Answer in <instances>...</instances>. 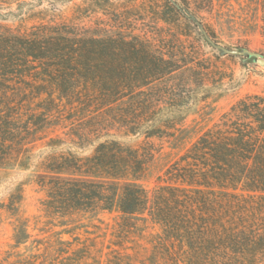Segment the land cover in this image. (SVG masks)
I'll return each mask as SVG.
<instances>
[{"label": "trees", "instance_id": "obj_1", "mask_svg": "<svg viewBox=\"0 0 264 264\" xmlns=\"http://www.w3.org/2000/svg\"><path fill=\"white\" fill-rule=\"evenodd\" d=\"M171 2L209 44L256 54L219 46L189 0ZM196 60L120 25L1 26L0 185L11 169L34 167L48 214L118 210L106 264H264V93L233 103L159 184L140 182L161 150L151 139H182L185 117L211 95L209 70ZM23 200V183L0 200V218H14L13 247L32 236ZM150 227L157 231L147 235ZM133 237L149 243L145 258L129 252ZM71 246L58 238L0 264H80L91 256L88 245Z\"/></svg>", "mask_w": 264, "mask_h": 264}, {"label": "rangeland", "instance_id": "obj_2", "mask_svg": "<svg viewBox=\"0 0 264 264\" xmlns=\"http://www.w3.org/2000/svg\"><path fill=\"white\" fill-rule=\"evenodd\" d=\"M189 7L200 21L215 29L219 46L232 50L248 48L256 54L247 57L225 53L221 47L209 44L190 24L188 15L176 11L171 0H0V27L27 29L53 22L87 29L120 25L128 34L147 36L160 47L185 48L208 68L211 95L185 117L182 139H151L161 150L140 182L153 188L169 164L233 103L249 93H264V64L258 62V57H264V0H212L210 4L189 0ZM142 141L141 138L131 143ZM36 179L34 167L14 168L0 185V200H4L11 188L23 183L22 211L32 235L26 244L13 247L14 218L4 212L0 218V259L14 252L10 261L17 259V253L42 252L46 244H55L62 238L72 242L73 249L89 246L91 256L80 264H106L119 211L78 213L64 218L48 214L43 206L47 191ZM151 231H157V227H150L146 234ZM133 238L137 244L136 241L126 244L136 246V251L129 252L138 259L145 258L149 243L145 238ZM37 239L43 243L38 244Z\"/></svg>", "mask_w": 264, "mask_h": 264}, {"label": "water", "instance_id": "obj_3", "mask_svg": "<svg viewBox=\"0 0 264 264\" xmlns=\"http://www.w3.org/2000/svg\"><path fill=\"white\" fill-rule=\"evenodd\" d=\"M258 62L261 64H264V58L263 57H258Z\"/></svg>", "mask_w": 264, "mask_h": 264}]
</instances>
